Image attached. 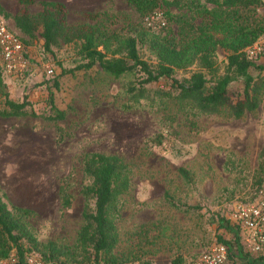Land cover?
Segmentation results:
<instances>
[{"label":"rangeland","instance_id":"374dc122","mask_svg":"<svg viewBox=\"0 0 264 264\" xmlns=\"http://www.w3.org/2000/svg\"><path fill=\"white\" fill-rule=\"evenodd\" d=\"M32 1L28 7L32 15L41 9V1L61 3L68 25L91 23L86 17L90 13L96 14L95 22L108 31L124 33L129 26L160 28L155 20L147 24L145 19L152 12L141 16L124 0ZM196 4L212 8L203 0H182L175 7L161 5L156 11L164 23L162 31L175 41L190 39L191 26L206 23L197 15ZM21 8L14 0H3L8 14ZM222 10L229 22L242 28L264 22V1ZM0 21L27 40L30 58L22 76L3 75L0 107L5 95L14 102L26 97L41 116L47 110L43 82L55 80L58 89H52L53 103L65 112L64 119L57 122L39 115L0 118V199L8 208L30 211L26 224L37 241L74 244L81 226L79 191L87 184L81 171L87 153L117 155L129 168L130 185L119 199L115 222L118 242L113 252L119 261L169 264L177 255L193 261L215 244L217 237L230 238L218 220H226L235 203L248 202L255 180L264 176V91L257 108L239 119L225 112L198 114L171 99L154 96L155 90L167 89V79L147 85L146 97L130 103L125 83L131 76L112 80L97 67L74 70L79 58L72 46L47 52L37 34L27 39L11 29V19L0 16ZM261 50L258 64L264 66V46ZM138 53L145 61L154 60L146 45H139ZM216 54L215 65L222 74L226 54L220 49ZM45 65L52 69L51 75L42 71ZM192 69L175 72L173 79L187 76ZM61 70L72 73L61 74ZM248 73L264 79V68H250ZM241 88L240 79L229 87L231 91ZM58 128L62 139L56 142ZM179 168L188 173L189 183L181 178ZM60 186L70 198L67 209L60 205ZM168 198L192 209H176Z\"/></svg>","mask_w":264,"mask_h":264},{"label":"trees","instance_id":"16d2710c","mask_svg":"<svg viewBox=\"0 0 264 264\" xmlns=\"http://www.w3.org/2000/svg\"><path fill=\"white\" fill-rule=\"evenodd\" d=\"M139 15L145 16L161 5L175 7L182 0H124ZM22 8L15 14H8L0 5V16L11 19L15 29L27 39L37 34L43 50L72 46L79 58L74 70L88 71L97 67L100 73L112 80L126 76L133 79L125 83L127 101L136 103L146 97L147 85L167 79V89H157L154 96L171 99L175 104L193 109L198 114L211 115L227 113L234 119L245 113L253 112L264 91V79L249 75L250 68L263 69L259 60L249 57L248 47L260 35H264V22H257L248 28H242L229 22L222 8L246 7L248 4L262 1L254 0H203L204 4L195 5L197 15L206 19L205 26H191L192 36L188 40L175 41L163 32L164 27L150 30L143 26H129L124 33L108 31L95 22L96 14H86L91 23L68 25L66 9L59 2L39 3L41 9L29 14L28 7L32 0H14ZM93 22V23H92ZM220 34V38L215 35ZM27 49V40L21 38ZM146 45L153 61L143 60L138 53V46ZM222 50L226 67L222 74L216 68V52ZM30 59V58H29ZM29 61V60H28ZM188 71L181 79H173L177 71ZM61 74L72 70H61ZM0 71V89L2 78ZM240 79V91L229 89L233 81ZM47 92L46 113L36 114L26 97L20 102L7 99L6 95L0 107V118L42 117L48 122L64 119L65 112L55 107L52 89H58L53 80L50 84L43 82ZM56 142L60 141V128L56 129ZM157 136V143L160 142ZM261 169V167H260ZM81 171L87 180L79 191L83 200L81 226L72 246L57 244L53 241L41 243L36 240L26 224L30 211L24 208H8L0 199V260L14 257L15 264H29L28 258H35L41 264H126L128 260L119 261L114 254L118 242L116 219L119 213V199L130 185L127 163L117 155L87 153L82 157ZM181 178L189 183L188 173L179 168ZM264 177V176H263ZM262 177V178H263ZM262 178L255 180L256 191ZM60 205L67 209L70 198L63 186L58 189ZM252 197V196H251ZM167 198V197H166ZM250 200V199H249ZM171 206L184 212L192 209L179 206L167 199ZM218 226L227 230L229 239L217 237L216 243L226 248L224 264H264V257H250L240 243L238 230L227 220L220 218ZM177 255L169 264H190Z\"/></svg>","mask_w":264,"mask_h":264},{"label":"built area","instance_id":"2783aa9c","mask_svg":"<svg viewBox=\"0 0 264 264\" xmlns=\"http://www.w3.org/2000/svg\"><path fill=\"white\" fill-rule=\"evenodd\" d=\"M145 20L147 24L155 20L159 27L164 26L161 21V14L156 10ZM262 46H264V35L248 47V56L260 60ZM28 60L27 49L19 36L0 21V71L12 78L20 77L28 68ZM42 71L46 75L52 74V69L47 65L42 66ZM226 220L237 228L240 243L250 257H264V177L248 202H239L232 206ZM225 261V246L215 243L190 264H224ZM27 262L29 264H41L35 258H28ZM0 264H15V259L14 257L3 259L0 260ZM126 264L138 263L127 262Z\"/></svg>","mask_w":264,"mask_h":264},{"label":"crops","instance_id":"0c3cea01","mask_svg":"<svg viewBox=\"0 0 264 264\" xmlns=\"http://www.w3.org/2000/svg\"><path fill=\"white\" fill-rule=\"evenodd\" d=\"M0 5L3 8V0H0ZM11 29L16 30L12 21H11Z\"/></svg>","mask_w":264,"mask_h":264}]
</instances>
